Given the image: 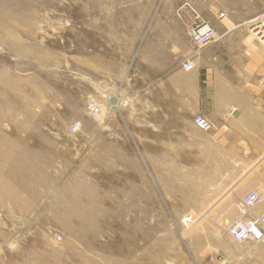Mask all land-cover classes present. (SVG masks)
<instances>
[{"label":"rangeland","instance_id":"1","mask_svg":"<svg viewBox=\"0 0 264 264\" xmlns=\"http://www.w3.org/2000/svg\"><path fill=\"white\" fill-rule=\"evenodd\" d=\"M195 12L249 27L264 0H0V264H243L259 244L225 232L239 201H190L222 156L181 91ZM107 94L123 106L91 116Z\"/></svg>","mask_w":264,"mask_h":264},{"label":"crops","instance_id":"2","mask_svg":"<svg viewBox=\"0 0 264 264\" xmlns=\"http://www.w3.org/2000/svg\"><path fill=\"white\" fill-rule=\"evenodd\" d=\"M219 14L209 23L217 41L196 53L185 52L193 68L183 69L191 82L182 84L181 91L188 90L192 108L211 121L212 129L206 133L222 155L210 182L219 188L190 201H240L246 192L264 187V46L255 42L242 21ZM230 106L237 110L227 119L224 113ZM238 205L237 216L247 217L250 213L242 215ZM263 209L264 203L252 214ZM240 259L243 264H264V244L248 248Z\"/></svg>","mask_w":264,"mask_h":264},{"label":"built area","instance_id":"3","mask_svg":"<svg viewBox=\"0 0 264 264\" xmlns=\"http://www.w3.org/2000/svg\"><path fill=\"white\" fill-rule=\"evenodd\" d=\"M220 17L226 16V13H220ZM248 30L253 34V36L264 46V34L261 36L259 32H256L261 25L264 29V14L256 17L249 22ZM188 36L190 41L194 46L195 53L200 49L210 45L212 42L217 41L218 34L213 25L209 22L200 18L199 14L195 12V17L189 24ZM255 33V34H254ZM181 68L184 70H191L193 68V61L190 56L184 58L181 63ZM124 102L121 101L117 95L107 94L104 96L101 103L92 101L88 105V109L91 116L97 117L103 112L107 113L109 111H118ZM237 108L235 106H230L225 111V118L233 116ZM193 125L197 130L209 132L212 129V123L208 117L201 113L195 115L193 118ZM78 125L72 124L70 126V131L72 133L77 132ZM264 203V187L259 190H250L246 192L245 195L239 201V210L242 215H247V217L238 216L231 220V222L226 226L225 232L227 236L240 242L253 241L260 244H264V209L259 215L252 214V211L257 208L260 204ZM194 220L192 214H187L183 219V223L189 225Z\"/></svg>","mask_w":264,"mask_h":264},{"label":"bare ground","instance_id":"4","mask_svg":"<svg viewBox=\"0 0 264 264\" xmlns=\"http://www.w3.org/2000/svg\"><path fill=\"white\" fill-rule=\"evenodd\" d=\"M259 32L261 34V36L264 34V29L261 25H259V29L256 31ZM255 34V33H254Z\"/></svg>","mask_w":264,"mask_h":264}]
</instances>
